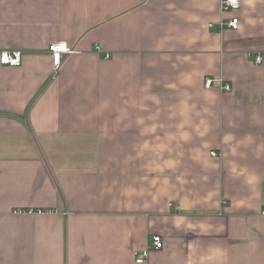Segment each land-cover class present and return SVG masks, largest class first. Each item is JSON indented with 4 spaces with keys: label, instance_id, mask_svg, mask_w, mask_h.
<instances>
[{
    "label": "crops",
    "instance_id": "0c3cea01",
    "mask_svg": "<svg viewBox=\"0 0 264 264\" xmlns=\"http://www.w3.org/2000/svg\"><path fill=\"white\" fill-rule=\"evenodd\" d=\"M220 3L0 0V264H264V0Z\"/></svg>",
    "mask_w": 264,
    "mask_h": 264
},
{
    "label": "built area",
    "instance_id": "2783aa9c",
    "mask_svg": "<svg viewBox=\"0 0 264 264\" xmlns=\"http://www.w3.org/2000/svg\"><path fill=\"white\" fill-rule=\"evenodd\" d=\"M221 9L222 11L229 10H237L241 6L240 0H221ZM229 27L237 30L239 28V18L232 17L226 23ZM49 52L52 55L54 64L53 69L55 72L59 70L62 63V58L64 54H68L73 52L69 47L67 42H56L49 46ZM255 63L261 64L264 61V55L257 54L254 59ZM23 61V51L21 49H2L0 50V63L2 65L10 66V67H18L22 64ZM215 79L207 78L205 81V85L210 87L214 83ZM224 89L229 90L230 86L225 85ZM211 154L213 156H217V152L212 151ZM31 211V210H30ZM164 247V239L161 235L155 234L153 235L147 245L135 252V260L137 264H145L150 256L152 250H159Z\"/></svg>",
    "mask_w": 264,
    "mask_h": 264
}]
</instances>
